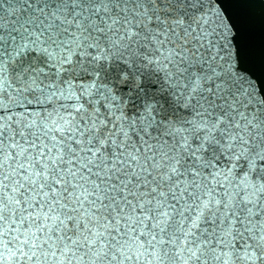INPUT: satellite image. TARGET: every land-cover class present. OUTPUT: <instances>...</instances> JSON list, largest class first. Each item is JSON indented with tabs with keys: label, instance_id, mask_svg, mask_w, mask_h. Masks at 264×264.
Instances as JSON below:
<instances>
[{
	"label": "water",
	"instance_id": "water-1",
	"mask_svg": "<svg viewBox=\"0 0 264 264\" xmlns=\"http://www.w3.org/2000/svg\"><path fill=\"white\" fill-rule=\"evenodd\" d=\"M0 264H264V0H0Z\"/></svg>",
	"mask_w": 264,
	"mask_h": 264
}]
</instances>
